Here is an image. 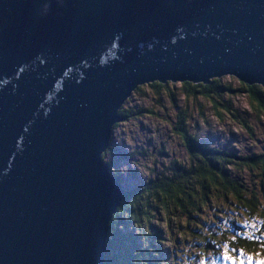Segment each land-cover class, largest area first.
I'll use <instances>...</instances> for the list:
<instances>
[{
    "label": "water",
    "instance_id": "obj_1",
    "mask_svg": "<svg viewBox=\"0 0 264 264\" xmlns=\"http://www.w3.org/2000/svg\"><path fill=\"white\" fill-rule=\"evenodd\" d=\"M224 75L264 87V0H0V264H103L118 110Z\"/></svg>",
    "mask_w": 264,
    "mask_h": 264
},
{
    "label": "trees",
    "instance_id": "obj_2",
    "mask_svg": "<svg viewBox=\"0 0 264 264\" xmlns=\"http://www.w3.org/2000/svg\"><path fill=\"white\" fill-rule=\"evenodd\" d=\"M237 83L238 87H231L221 82L219 78L210 79L208 83L183 81L180 82L178 90L185 102L192 101V98H205L215 115L219 118L222 114L230 116L251 133L252 129L246 117L233 106L230 95L238 93L246 95L249 104L264 114V87L260 84H247L241 81ZM146 85L154 92L152 99L159 102L162 107L164 101L162 96H167L173 103L175 113L173 117L169 116L168 124L179 139L183 156L184 154L185 156L179 159L172 157L170 162L164 163L159 170L152 167L144 180L137 179L131 186L122 184V200L108 224V240L103 264L155 262L157 245L151 239L158 238L156 235L160 237V230H156L151 219L162 213L163 220L167 224L176 223L179 218L189 222L193 213L200 211L203 206L212 202L213 198L232 200L233 204L238 203L236 207L241 204L252 213L259 211L264 218L262 208L264 197L261 200L258 193L261 191L264 195L262 192L264 191V178L261 171L257 169L264 167V153L242 154L206 144L189 130L190 119L193 116L190 115L186 106L182 107L177 104L176 90L170 81L165 83L155 81ZM142 86L138 85L133 91L136 90L145 95ZM144 104L138 107H128L123 103L118 112L123 119L154 116L155 110ZM116 126L117 123L113 128ZM113 153V146L110 143L108 149L101 155L109 168L113 161L108 160L107 156ZM133 155L134 152H130L124 157L129 158ZM230 168L236 170V176L231 175ZM111 169L112 174L121 182L119 172L112 167ZM249 172L256 178V181L247 184L244 180L237 178L240 177V173L246 176ZM144 223L148 224V230L144 228ZM255 225L260 232L258 234L242 235L238 230L227 234L222 233V237L218 239L217 235L200 236L197 233L193 240L200 248L208 247L213 254L218 256L223 254V248L233 255L258 256L264 253V249L261 251L264 243L260 241L264 236V223L259 221ZM178 229L182 231L181 228ZM185 231L189 230L185 228L183 232Z\"/></svg>",
    "mask_w": 264,
    "mask_h": 264
},
{
    "label": "rangeland",
    "instance_id": "obj_3",
    "mask_svg": "<svg viewBox=\"0 0 264 264\" xmlns=\"http://www.w3.org/2000/svg\"><path fill=\"white\" fill-rule=\"evenodd\" d=\"M219 79L231 87H238V80L234 76L224 75ZM170 84H173L176 90L177 104L182 107L186 106L190 115L193 116L190 119L189 130L206 144L242 154L264 153V114L249 104L246 95L238 93L230 95V99L240 114L246 117L252 129L251 133L230 116L222 114L219 118L215 115L210 103L203 97L192 98V101L185 102L178 90L180 82H170ZM142 87L145 95L135 90L124 103L128 107H138L145 103L144 105L155 110V115L119 121L117 126L112 129L110 140L114 153L107 156L108 160L113 161L110 169L112 167L119 172L121 182L126 186H131L137 179L144 180L151 172L152 167L159 170L164 163L170 162L172 157L175 156L176 159H179V157L185 156V154L183 156L179 139L168 124L169 116L173 117L175 113L170 98L162 96V100H164L162 107L159 102L152 99L154 92L150 87L146 84H143ZM130 152H134V155L125 158L124 155H128ZM257 169L261 171L264 178V167ZM230 171L232 176L237 175L233 168H230ZM239 175L240 177L237 178L244 180L247 184L256 181L251 172L246 176L243 173ZM258 193L262 200L264 195L261 194V191ZM213 199L200 211L194 212L193 216L189 218V222L179 218L176 223L167 224L163 220L162 213L160 216L156 215L155 218H152V224L156 226L157 231L160 230V237L156 235L158 238L151 239L157 245V258L155 262L140 264H264V253L258 254V256L252 254L233 255L223 248V254L218 256L213 254L208 247L200 248L198 243L193 240L197 233L200 236L217 235L218 239L222 237V233L227 234L231 231L239 230L242 235L260 233L255 224L259 221L264 223L262 213L259 211L252 213L240 203L238 208L236 207L238 203L233 204L232 200ZM262 208L264 209V205ZM143 226L145 229H149L147 223H144ZM178 228H181L182 231ZM185 228L189 231L183 232ZM150 229L152 228L150 227ZM260 241L264 243V236ZM263 249L264 245L261 246V251Z\"/></svg>",
    "mask_w": 264,
    "mask_h": 264
}]
</instances>
